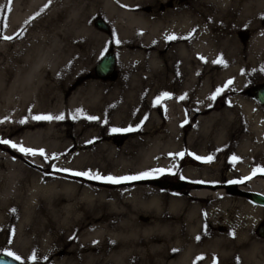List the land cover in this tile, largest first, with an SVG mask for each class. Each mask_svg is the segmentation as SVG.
<instances>
[{
  "label": "bare ground",
  "instance_id": "bare-ground-1",
  "mask_svg": "<svg viewBox=\"0 0 264 264\" xmlns=\"http://www.w3.org/2000/svg\"><path fill=\"white\" fill-rule=\"evenodd\" d=\"M102 18L107 30L97 25ZM241 25L247 28H240ZM243 29L252 32L251 43L256 48L247 54L264 55V0H0V39L13 37L0 41V49L6 48L9 45L6 41H10L16 54L0 56V73L7 77L0 79V87L7 89L0 96V125L25 121L8 133L18 132L14 143L36 152L20 153L9 144H0L7 148V152L0 150V163L6 165V170L0 168V234H11L13 245L27 249L38 246L46 251L58 248V244L68 246L50 264H255V252L264 250L263 241L244 227L233 226L228 230L225 221L218 226L216 222H211L212 226L206 223L201 200L219 199L222 208L231 202L225 187L208 186L211 170H190L194 179L207 181V185H191L188 195L179 197L164 195L154 188L153 181L139 179L112 184L74 175L77 170L82 171L77 166L83 162L82 172L98 168L101 172L97 174L105 177L135 176L152 170L154 155L146 152L125 155L102 143L84 155L67 159L64 150L72 140L64 139L83 128L81 118L76 124L66 118L59 123L55 119L34 123L30 122L32 118L26 108V91L48 63L45 55L30 57L28 42L61 43L65 50L79 41L169 42L171 55L183 59L191 46H197L202 53L207 45L202 54L207 51L235 55L232 57L235 64L245 54ZM171 35L177 38L167 39ZM154 55L140 51L134 56L149 59L150 66L142 63L138 66L151 68L158 65ZM226 64L230 66L231 62ZM53 88L57 92L51 97L52 109L59 107L58 112L61 110L63 115H77L80 108L93 106L80 97L85 86L78 89L68 104L63 92L58 91L60 85ZM238 99L246 104L254 130L260 134L263 115L256 112L252 102L250 105L251 100ZM5 106L9 109L4 113ZM221 115L213 112L199 117L196 125L212 123ZM121 116L116 115L111 121L121 120ZM68 123L75 127L60 128ZM226 125L222 119L217 129L211 125L201 136L224 138ZM177 126L170 120L169 127ZM3 137L0 135V140H6ZM173 144L179 145L178 139ZM260 145L261 151L255 157L264 167V144ZM199 146L202 151L207 145L202 142ZM40 150L44 151L43 156ZM241 188L264 193V177L256 176ZM122 197L128 198L130 205H122ZM87 211L94 217L89 219ZM258 217L259 213L254 220Z\"/></svg>",
  "mask_w": 264,
  "mask_h": 264
},
{
  "label": "rangeland",
  "instance_id": "rangeland-1",
  "mask_svg": "<svg viewBox=\"0 0 264 264\" xmlns=\"http://www.w3.org/2000/svg\"><path fill=\"white\" fill-rule=\"evenodd\" d=\"M102 20L105 22V19L102 18ZM244 27L246 26H240V28ZM249 29H243L241 33L245 54L242 55L239 63L235 64H233L235 55L209 54L207 51L202 54L205 48L208 49L207 45L203 46L202 53L197 46L194 48L191 46L190 53L183 55V59L181 56L171 55L172 44L169 42L140 44L79 41L73 44L69 50H65L61 43L28 42L26 45L32 59L37 55H45L48 61L41 73L34 78L35 83L33 82L30 90L26 91V108L30 111L32 118L30 122L40 121L33 119L34 116L42 114L59 116L62 114L61 110L58 112L59 107L52 109L51 97L57 92L53 88L55 84L60 85L58 91L63 92L67 104L78 89L85 86L80 97L90 101L93 105L92 108H80L77 115L73 113L63 115V120L73 119L75 124L77 119L81 118V122L83 121V128L80 131L72 132L64 139L72 140V143L64 150L65 158L70 159L75 155H84L92 148L107 143V145L110 144L113 148L123 151L125 155L137 152L154 155L150 168L152 170L164 169L165 171L161 174L151 170L152 174L145 179H140L141 181L159 180L173 183L182 179L190 182L192 186L197 184L206 186L205 182L207 181L198 183L201 180L194 179V174L190 175L189 173L190 170L200 171L205 168L211 170L212 180L208 181L210 183L208 186L211 185L214 189L224 188L227 183H232V181H235L234 184L237 185H247L256 176L264 177V172L260 171V169H264L262 162L255 157V154L261 151L259 144H264V123H261L259 134L254 130V124L248 114L246 104L241 103L238 99L251 100L250 105L252 102L256 112L263 115L264 118V106L254 101L248 93L250 87L264 84V55L247 54V52L256 50L251 43L252 32ZM2 40L0 39V41ZM6 42L9 45L0 49V56L16 55L12 51L14 46L11 42ZM110 50L116 53L117 73L113 79H100L95 73V65ZM140 51L146 54L155 53L158 65L151 66V68L139 67L138 65L141 63L148 66L151 64L147 58L134 56ZM214 61L220 62L214 63ZM227 61L231 62L230 66L226 64ZM183 65H185L184 78ZM1 77L6 76L0 73V79ZM172 89L182 90V93H177L172 97L177 100L174 115L166 113V117H157L154 108L157 107L158 95L163 90ZM218 89L220 91L217 94ZM0 91L2 93L0 96L5 95L7 89L2 86ZM13 94L17 93L14 91ZM213 95H215V99H212ZM180 97H184V99H180ZM199 98L202 99L201 102L198 101ZM20 105L22 104L18 103V106ZM181 105L186 108L183 109ZM6 109L9 108L2 107L4 113L7 112ZM213 112H221L222 115L212 123L203 122L200 126L196 125L199 117H207ZM116 115H123L121 116L123 118L113 121ZM88 117H96V119L92 120ZM111 119L113 120L111 121ZM222 119L227 122L224 128L227 134L224 138L201 136V133L206 132L211 125L217 129ZM170 120H173L175 124L178 123L177 128L169 127ZM21 121L22 119L18 120L17 125L1 123L0 135L4 136L2 139L14 143L18 132L9 134L8 130L18 128L25 122L21 123ZM61 121L56 120L57 123ZM75 124H61L60 128L68 126L74 128ZM129 127L134 130L113 131V129H128ZM196 129L198 132H195ZM188 131H191V134L186 137L183 132ZM90 135L91 137H89ZM259 137H261L260 140ZM174 139H178L179 145L173 144ZM155 140L159 141V144L153 143ZM202 142H206L207 146L201 151L199 145ZM127 143L129 145L126 146ZM18 148L19 146L16 149L18 150ZM108 148L111 147L108 145ZM0 150L7 152V148L0 147ZM98 152L95 153L97 160L100 158ZM178 153H184V155H176ZM196 156H212L213 159L211 162H206L196 159ZM233 156L238 159L233 161ZM79 166L77 168L84 171L85 163L82 162ZM0 168L6 170V165L0 163ZM249 169L250 171L247 172L246 170ZM82 171L77 170V172ZM88 172L97 174L101 170L92 168ZM130 184L125 187H129ZM152 185L169 197L188 195L186 189L177 187V189H165L156 183H152ZM229 196H231V202L225 208L219 204V199L201 200L203 206L201 211L207 216L208 226H212L211 222H216L218 226L225 221L228 224L226 226L228 230H231L233 226L235 228L244 227L245 231H250L256 239L264 242V237L259 234V227L264 226V206L253 203L246 197L234 194H229ZM120 203L126 206L130 205L129 199L126 197H122ZM257 213H259V217L254 220ZM86 214L90 215L89 219L94 217L90 211H87ZM144 215H149V213ZM12 241L11 234H0V251L23 250L22 246L13 245ZM67 247L58 244V248L45 251L43 248L39 249L38 246H35V248L27 249L29 251L28 253L25 251V254L26 256L30 254L28 258L34 260L33 257L36 259L43 253L54 256L61 255L68 250ZM21 252L23 253V251ZM255 253V260H257V262L254 260L255 264H264V250L259 249Z\"/></svg>",
  "mask_w": 264,
  "mask_h": 264
},
{
  "label": "water",
  "instance_id": "water-1",
  "mask_svg": "<svg viewBox=\"0 0 264 264\" xmlns=\"http://www.w3.org/2000/svg\"><path fill=\"white\" fill-rule=\"evenodd\" d=\"M97 25L100 28L107 29V25L102 19H98ZM116 72V55L113 51L106 52L103 57L95 65V73L100 79H109L115 76ZM251 96L264 106V84L257 85L249 89ZM232 192L236 195L247 197L252 202L264 206V193L257 191L244 190L237 188L236 186H230ZM259 234L264 236V226L259 228ZM0 264H20L14 258L6 255V253L0 254Z\"/></svg>",
  "mask_w": 264,
  "mask_h": 264
},
{
  "label": "flooded vegetation",
  "instance_id": "flooded-vegetation-1",
  "mask_svg": "<svg viewBox=\"0 0 264 264\" xmlns=\"http://www.w3.org/2000/svg\"><path fill=\"white\" fill-rule=\"evenodd\" d=\"M165 93L168 94L169 98H164L163 94H165ZM177 93H182V90H176V89H172V90H169V91L163 90L162 93L160 95H158L159 98H161V99L159 101H157V107L154 108L157 117H166V113H168L170 115H174L173 113H175V111H176L175 103H177V100L173 99L172 97L175 96ZM181 107L183 109L186 108V106H184V105H181ZM183 134L186 135V137L190 136L191 131H188L186 133L183 132ZM123 138H124V136H123ZM120 139H122V138H120ZM154 183H156L158 186H160L162 188H165V189L181 188L183 190L184 189L188 190L189 187L191 186L190 182H187V180H182V179H178L177 181H175L173 183L165 182V181H159V180L155 181ZM229 186H230L229 183H227L225 185V188H226L227 192L231 191ZM11 247L17 248L16 246H11ZM21 248L23 249V250H21V251H23V253L21 251H18L17 249H11L10 250V252H13L17 256L20 257V260H16L15 259L20 264H50L52 260H54V259H56V258H58L60 256V255L54 256V255H51V254H48V253H45V254L43 253V255H41V256H39V254H36L39 257L34 259V260H32V259L28 258V256L30 254L29 255L27 254V256L25 254V251H27V253H28L29 250H27V248H23V247H21ZM7 252H9V250H2V251H0V254L1 253H7ZM32 252H34V251H32ZM51 258H53V259L51 260Z\"/></svg>",
  "mask_w": 264,
  "mask_h": 264
},
{
  "label": "snow or ice",
  "instance_id": "snow-or-ice-1",
  "mask_svg": "<svg viewBox=\"0 0 264 264\" xmlns=\"http://www.w3.org/2000/svg\"><path fill=\"white\" fill-rule=\"evenodd\" d=\"M39 13H37L38 15ZM13 37H8V36H5L3 37V39H12ZM177 37L175 35H171V36H168L167 39H176ZM216 62H220V61H214V63ZM231 83V82H229ZM219 89L217 90V94L219 93ZM164 98H169L168 97V94L165 93L163 94ZM158 101L161 99V98H157ZM180 99H184V97H180ZM212 99H215V95H213ZM33 119L35 120H63L64 119V116L63 114L59 115V116H52V115H38V116H34ZM88 119H96V117H88ZM24 121H21V123H23ZM134 129H132L131 127H129L128 129H113V131H133ZM0 144H9L12 148H17L18 146L15 144V143H12L11 141L9 140H0ZM19 151L25 153V154H32V155H35L36 152L33 150V149H28V148H24L22 146H19L18 148ZM39 154L41 156L44 155V151L43 150H40ZM176 155H179V156H183L184 153H178ZM196 159L198 160H204L206 162H211L213 157L212 156H208V157H199V156H196L195 157ZM238 158L233 156L232 157V160L233 161H236ZM64 171H68L67 169H65ZM156 173H164V169H155V170H152ZM260 171L264 172V169H260ZM152 174V172H144V173H140L138 175H135V176H124V177H114V176H101L99 174H96V175H92L91 172H75L74 175H77V176H86L88 177L89 179H97V180H102L104 182H107V183H112V184H119L121 182H124V181H128V180H139V179H145L147 177H149L150 175ZM250 178V177H248ZM246 178V179H248ZM198 183H203L202 181H199ZM232 183H235V181H232ZM197 239H199V237H197ZM6 255L8 256H11L13 257L14 259L16 260H20V257L17 256L15 253L13 252H7ZM33 259H35V257H33Z\"/></svg>",
  "mask_w": 264,
  "mask_h": 264
}]
</instances>
